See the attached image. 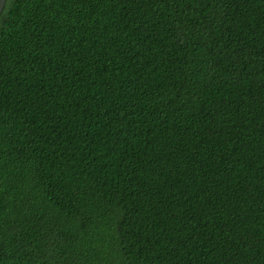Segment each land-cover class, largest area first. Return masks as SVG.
<instances>
[{
	"label": "trees",
	"instance_id": "trees-1",
	"mask_svg": "<svg viewBox=\"0 0 264 264\" xmlns=\"http://www.w3.org/2000/svg\"><path fill=\"white\" fill-rule=\"evenodd\" d=\"M0 264H264V0H7Z\"/></svg>",
	"mask_w": 264,
	"mask_h": 264
},
{
	"label": "water",
	"instance_id": "water-1",
	"mask_svg": "<svg viewBox=\"0 0 264 264\" xmlns=\"http://www.w3.org/2000/svg\"><path fill=\"white\" fill-rule=\"evenodd\" d=\"M7 0H0V14L3 12Z\"/></svg>",
	"mask_w": 264,
	"mask_h": 264
}]
</instances>
